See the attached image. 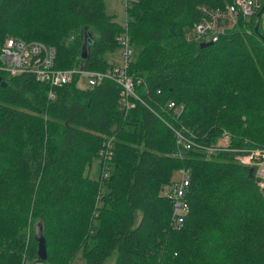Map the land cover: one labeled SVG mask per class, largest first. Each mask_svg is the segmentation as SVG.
<instances>
[{"label":"trees","instance_id":"obj_1","mask_svg":"<svg viewBox=\"0 0 264 264\" xmlns=\"http://www.w3.org/2000/svg\"><path fill=\"white\" fill-rule=\"evenodd\" d=\"M232 1L126 0L121 24L104 0H0V41L54 45L59 67L118 64L109 55L126 29L142 98L124 110L109 78L65 83L51 98L46 83L0 70V264H71L79 251L85 264H264V193L249 167L228 151L172 154L183 127L201 144L226 128L237 143L264 145L261 21L240 16L203 46L185 38L201 4ZM107 140L113 156L104 162L98 150ZM180 167L191 174L190 211L177 228L161 191ZM34 220L46 240L43 260Z\"/></svg>","mask_w":264,"mask_h":264},{"label":"built area","instance_id":"obj_2","mask_svg":"<svg viewBox=\"0 0 264 264\" xmlns=\"http://www.w3.org/2000/svg\"><path fill=\"white\" fill-rule=\"evenodd\" d=\"M201 17L186 29L185 38L189 41H216L222 35L235 29L239 17L251 21L253 16L261 21L264 13V0H233L224 7H212L207 4L200 6ZM260 11V14L258 12ZM258 23V22H257ZM258 25V24H257ZM249 29V27H246ZM117 43L122 48V56L118 64L106 69L85 68L82 63L69 67L56 65V48L40 40H26L20 36H5L0 41V70L8 75H29L39 82L46 83L48 96H55L54 88L65 83L76 81L79 87L94 86L104 79L115 80L120 87L119 104L124 110L135 107L142 101L141 95L136 90V85L141 83L134 72L129 70V65L134 56V47L130 35L124 29L116 36ZM169 107L175 106L174 101L168 103ZM180 107H182L180 105ZM185 127L175 129L176 148L172 154L181 156L183 151L194 146L203 149L205 156L211 157L218 152H231L234 159L247 165L256 180L262 193H264V145H253L246 142H235L233 135L222 128L215 142L201 144L185 133ZM111 141H105L98 153L105 161H110L113 156ZM179 177L171 178L162 188V194L171 200L170 224L181 227L190 211L187 190L190 184V170L187 167L177 169Z\"/></svg>","mask_w":264,"mask_h":264},{"label":"rangeland","instance_id":"obj_3","mask_svg":"<svg viewBox=\"0 0 264 264\" xmlns=\"http://www.w3.org/2000/svg\"><path fill=\"white\" fill-rule=\"evenodd\" d=\"M105 1V10L110 13L114 14V18L119 21L121 24H125L126 22V0H104ZM260 31L264 35V13L262 14L261 17V22H260ZM122 56V48L118 47L114 52L110 53L109 58L115 60V62H119L120 58ZM91 174L94 175V167L91 169ZM179 177V173L177 170L173 172L172 178H177ZM39 222L34 220L31 222L32 230H34V225ZM114 261V257H110L107 259L105 264H112ZM26 264H50L45 261L41 260H36V261H31L27 260ZM71 264H85V259L82 257L81 251H79L74 259L72 260Z\"/></svg>","mask_w":264,"mask_h":264},{"label":"water","instance_id":"obj_4","mask_svg":"<svg viewBox=\"0 0 264 264\" xmlns=\"http://www.w3.org/2000/svg\"><path fill=\"white\" fill-rule=\"evenodd\" d=\"M260 14V11L258 12L257 15ZM257 26H255V29L257 30ZM264 38V35L262 36ZM212 43V41H201L199 42L200 46L207 45ZM87 55V39L86 36L83 37L82 40V46H81V56L85 57ZM1 78V77H0ZM1 84L5 85L6 81L2 80ZM34 239L37 243V255L39 259H45L47 257V249H46V240L45 236L43 234V229H42V224L41 222H37L34 225Z\"/></svg>","mask_w":264,"mask_h":264}]
</instances>
